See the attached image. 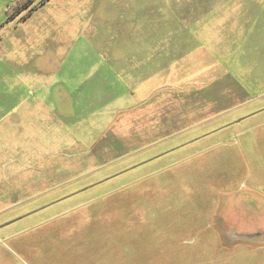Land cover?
<instances>
[{"label":"rangeland","instance_id":"374dc122","mask_svg":"<svg viewBox=\"0 0 264 264\" xmlns=\"http://www.w3.org/2000/svg\"><path fill=\"white\" fill-rule=\"evenodd\" d=\"M22 2L0 264H264V0Z\"/></svg>","mask_w":264,"mask_h":264},{"label":"trees","instance_id":"16d2710c","mask_svg":"<svg viewBox=\"0 0 264 264\" xmlns=\"http://www.w3.org/2000/svg\"><path fill=\"white\" fill-rule=\"evenodd\" d=\"M31 2H32V0H24V2H22V3L17 7V11L26 8Z\"/></svg>","mask_w":264,"mask_h":264},{"label":"flooded vegetation","instance_id":"af4514ba","mask_svg":"<svg viewBox=\"0 0 264 264\" xmlns=\"http://www.w3.org/2000/svg\"><path fill=\"white\" fill-rule=\"evenodd\" d=\"M252 238H253V240L263 241L264 240V233H261V234L259 233V235H252V237H250V239H252Z\"/></svg>","mask_w":264,"mask_h":264},{"label":"crops","instance_id":"0c3cea01","mask_svg":"<svg viewBox=\"0 0 264 264\" xmlns=\"http://www.w3.org/2000/svg\"><path fill=\"white\" fill-rule=\"evenodd\" d=\"M0 162H1V160H0ZM0 175H1L0 176L1 178H4L3 172L2 173L0 172Z\"/></svg>","mask_w":264,"mask_h":264},{"label":"water","instance_id":"95a60500","mask_svg":"<svg viewBox=\"0 0 264 264\" xmlns=\"http://www.w3.org/2000/svg\"><path fill=\"white\" fill-rule=\"evenodd\" d=\"M10 223H11V222H9V223H7V224H5V225H8V224H10ZM5 225H4V226H5ZM246 237H247V238H250V237H252V235H251V236H246Z\"/></svg>","mask_w":264,"mask_h":264}]
</instances>
